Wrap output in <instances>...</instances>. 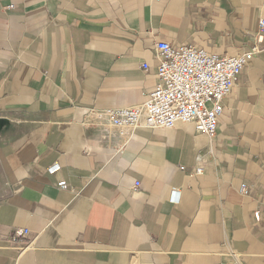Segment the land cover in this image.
<instances>
[{"label": "crops", "instance_id": "crops-1", "mask_svg": "<svg viewBox=\"0 0 264 264\" xmlns=\"http://www.w3.org/2000/svg\"><path fill=\"white\" fill-rule=\"evenodd\" d=\"M262 19L264 0H0V264H264ZM159 41L259 50L215 135L105 138L95 110L147 100Z\"/></svg>", "mask_w": 264, "mask_h": 264}, {"label": "built area", "instance_id": "built-area-1", "mask_svg": "<svg viewBox=\"0 0 264 264\" xmlns=\"http://www.w3.org/2000/svg\"><path fill=\"white\" fill-rule=\"evenodd\" d=\"M263 27L264 19L260 20V28ZM156 47L159 58L157 85L147 100L134 106L95 110L104 137H125L137 128H172L179 121L194 123L197 131L215 135L224 98L231 93L238 76L259 48L254 46L238 55H220L192 44L173 46L159 41ZM143 66L148 67L147 64ZM57 167L55 165L52 170ZM195 170L203 172L202 167ZM59 187L67 189L68 183L61 181ZM241 190L247 192L248 187L242 185ZM254 214L258 221L262 220L259 211ZM27 233V229H19L15 236Z\"/></svg>", "mask_w": 264, "mask_h": 264}]
</instances>
